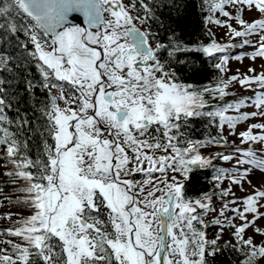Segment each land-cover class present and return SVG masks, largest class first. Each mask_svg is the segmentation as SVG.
<instances>
[{"label": "snow or ice", "instance_id": "6c2138e0", "mask_svg": "<svg viewBox=\"0 0 264 264\" xmlns=\"http://www.w3.org/2000/svg\"><path fill=\"white\" fill-rule=\"evenodd\" d=\"M204 2L226 40L209 29L191 47L171 26L159 41L156 0H0V176L21 209L3 230L20 242L0 238V264H211L225 248L239 264L264 260V0ZM191 51L214 61L215 84L180 82L172 59ZM28 62L38 79L24 76ZM18 74L48 98L34 157L20 132L29 119L8 115ZM198 117L217 134L185 140ZM215 160L230 166L215 170L214 191L189 198V174Z\"/></svg>", "mask_w": 264, "mask_h": 264}, {"label": "trees", "instance_id": "16d2710c", "mask_svg": "<svg viewBox=\"0 0 264 264\" xmlns=\"http://www.w3.org/2000/svg\"><path fill=\"white\" fill-rule=\"evenodd\" d=\"M156 2L159 5L157 8L159 20L152 22L151 30L156 33L160 42L165 44L169 43L168 37L171 35V32L168 31L169 26L175 28L179 38L191 47H195L201 42L208 41L209 24L206 21L210 13L206 10L207 4L204 0H175L176 5L180 9L179 13H177L174 7L170 6L172 0H156ZM21 39H23L22 35ZM0 44H2V42H0ZM3 46L7 51H12L10 46ZM17 55H19V53H17ZM164 55L166 57V52ZM176 57L185 62L178 63L175 58L172 59L173 67L177 70L179 80L182 83H191L197 88H202L206 85L215 84L217 77L220 75L213 67L214 61L204 57L201 53L195 51L182 52L177 53ZM13 62L15 63V60ZM22 71L24 76L38 79L39 74L36 72L35 66L31 62L25 63ZM5 75L8 74L5 73ZM26 87L23 77H20L18 74L14 90L19 94L12 98L14 106L12 109L8 110V115L14 120H19L21 116L29 119L30 125L20 129V132L22 133V138L31 137L29 143L31 155L34 157L37 150L42 149L40 132L43 131L46 118L42 116L40 109L48 103V98L46 90L36 88L31 91H26ZM227 99L232 100L230 97ZM212 103L215 104L218 102L212 101ZM29 127L33 131H29ZM12 129H16L15 124H13ZM182 131L185 133L183 137L185 140H204L209 136H215L217 134L216 126L211 124L206 117L191 118L188 124L182 127ZM220 150L223 151V149ZM213 151L214 149H209L205 155H211ZM221 167H225V163L220 160L213 161V166L210 167H194V170L185 181L186 195L189 198L195 199L206 192H213L216 183L213 179L215 170ZM134 176L139 177L140 174ZM8 181L9 178L7 176H0V188L4 189V193L0 194V206H9L12 208L20 207L5 198L9 197L11 201H15L17 198L14 186ZM17 220L18 218L13 219L12 216L10 219L8 218L10 222ZM3 230L5 229H0V235L6 238V240L13 239L18 243L20 242L18 238L3 235ZM209 259L211 264H239L238 254L230 248L223 249L215 257ZM260 264H264V261H260Z\"/></svg>", "mask_w": 264, "mask_h": 264}, {"label": "rangeland", "instance_id": "374dc122", "mask_svg": "<svg viewBox=\"0 0 264 264\" xmlns=\"http://www.w3.org/2000/svg\"><path fill=\"white\" fill-rule=\"evenodd\" d=\"M210 15L213 16V19H216V18L225 19L224 17L219 16V14H212V13H210ZM209 29L211 30L212 33H215L216 34L217 38L219 40H221V42H224L226 40V37L224 35V29L220 28L215 23L209 24ZM240 51H241L240 49L234 50V52L237 53V54ZM247 51L250 52L251 49H247ZM248 63H249V61L247 59H245L243 61V63H241L239 65L240 66V70L241 71H244L245 70V67H246V65H248ZM260 63H261L260 61H257L254 66L257 67V68H259L260 67ZM231 64H232V71L234 72L236 70V67H237V62L235 60H233L231 62ZM231 91H233L235 93H241L243 91V95L244 96H249V97H251L253 95V92L252 91H244V90H242L239 87V85H237L234 88H232ZM53 92H54V94H58V92H56V90H53ZM230 98L233 99V97H231V96H230ZM60 103H61V106L63 107L64 106L63 105V102L61 101ZM253 110L254 109L251 106L243 109V111H249V112L250 111H253ZM254 122H257V121H249V123H254ZM243 127H246V125H242V126L238 127L237 132H239L240 130H242ZM237 143H239L238 140H237ZM244 147H247V145H245ZM208 150L209 149H201V152L203 154H206L208 152ZM223 163H225V167L224 168H228L230 166L228 162H223ZM231 163L234 164L235 162L233 161ZM130 178L131 179H135L137 181H140V180L144 179V177H143L142 174H140L139 177L132 176ZM181 179H182V177H181ZM245 187H246V190H249V189H247V186H245ZM236 195L237 196H240V195H242V193L239 192V191H236ZM20 211H21L20 207L12 208V207H9V206H0V229H7V228H10V227H13V222L8 221V213H13V215H12V218L13 219L14 218L15 219L18 218V220H20L21 219V216L17 214ZM217 231H218V228H216V227L209 228V230H208L209 236L211 237ZM249 235H251V232H249ZM0 238L6 240V238L2 237L1 235H0ZM224 239L226 240L227 239V236H225ZM223 242L224 241L222 240L221 243L223 244ZM256 242H257V244H259L261 242V238L259 236L256 237ZM5 247H7V245L0 244V248H5ZM261 261H264V260H261Z\"/></svg>", "mask_w": 264, "mask_h": 264}, {"label": "water", "instance_id": "95a60500", "mask_svg": "<svg viewBox=\"0 0 264 264\" xmlns=\"http://www.w3.org/2000/svg\"><path fill=\"white\" fill-rule=\"evenodd\" d=\"M74 22H75V23H79V24H81V26H84V25H83V17H76V18L74 19Z\"/></svg>", "mask_w": 264, "mask_h": 264}]
</instances>
